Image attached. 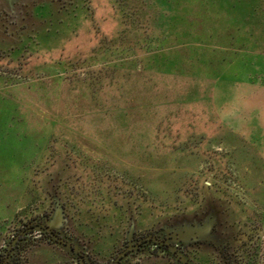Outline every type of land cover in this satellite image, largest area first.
I'll list each match as a JSON object with an SVG mask.
<instances>
[{
  "label": "rangeland",
  "instance_id": "rangeland-1",
  "mask_svg": "<svg viewBox=\"0 0 264 264\" xmlns=\"http://www.w3.org/2000/svg\"><path fill=\"white\" fill-rule=\"evenodd\" d=\"M4 4L0 228L62 175L91 227L217 200L264 264V0Z\"/></svg>",
  "mask_w": 264,
  "mask_h": 264
},
{
  "label": "flooded vegetation",
  "instance_id": "flooded-vegetation-1",
  "mask_svg": "<svg viewBox=\"0 0 264 264\" xmlns=\"http://www.w3.org/2000/svg\"><path fill=\"white\" fill-rule=\"evenodd\" d=\"M7 15L0 10V23ZM45 182L42 200L0 228V264L259 263L258 226L217 200L200 197L189 214L143 224L137 206L115 199L117 225L91 227L71 201L68 179L48 174Z\"/></svg>",
  "mask_w": 264,
  "mask_h": 264
},
{
  "label": "water",
  "instance_id": "water-1",
  "mask_svg": "<svg viewBox=\"0 0 264 264\" xmlns=\"http://www.w3.org/2000/svg\"><path fill=\"white\" fill-rule=\"evenodd\" d=\"M5 3L7 2V4L9 3V2H11L12 0H3Z\"/></svg>",
  "mask_w": 264,
  "mask_h": 264
}]
</instances>
